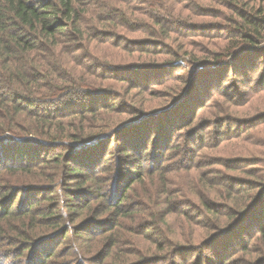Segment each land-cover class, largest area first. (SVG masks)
<instances>
[{"label": "trees", "instance_id": "trees-1", "mask_svg": "<svg viewBox=\"0 0 264 264\" xmlns=\"http://www.w3.org/2000/svg\"><path fill=\"white\" fill-rule=\"evenodd\" d=\"M262 56L248 0H0V264H264V113L206 112Z\"/></svg>", "mask_w": 264, "mask_h": 264}, {"label": "rangeland", "instance_id": "rangeland-1", "mask_svg": "<svg viewBox=\"0 0 264 264\" xmlns=\"http://www.w3.org/2000/svg\"><path fill=\"white\" fill-rule=\"evenodd\" d=\"M249 3H250V6L253 4V3H256L258 6H262L264 8V0H248ZM215 7V6H214ZM201 21H204V22H213V23H221V24H224V20L221 19V17H217V18H212V17H201L200 18ZM199 20V21H200ZM207 34V32H206ZM139 35V33H129V36L132 38V37H137ZM191 38V41L193 42L194 46H199V50L201 53H204V48H207L208 50H215V47L208 44V43H218V42H223V38H218V39H207L203 36L199 37L198 35H194L193 37H190ZM208 40H210L211 42H208ZM102 46H106V45H102ZM101 46V47H102ZM105 50V49H104ZM207 54V53H206ZM183 60H185L184 64L185 66H187V68L189 69V73L194 75L196 73H199L200 71V66H198L199 64L197 63H192L191 60L192 58L190 57V55L188 54H184L183 56ZM264 69V56L260 57V60H259V64H258V67L256 68V71L252 73V75L254 77H257ZM238 77H241V78H246V76L244 75H240V74H234L232 72H230L227 76V82L230 84L232 82H234L236 80V78ZM170 81V80H169ZM227 83V84H228ZM168 84H170V87L167 86ZM176 82L174 81H170V83H167V84H164V85H161V84H156L155 87H154V90H156V92H154L155 94H157L158 96H163L164 94H167L169 91L172 92L173 91V88L172 85H175ZM170 88V90H169ZM241 89H247L249 88L250 89V96L248 99H250L251 101L249 103H245L243 101H240L239 100V97L237 98V100H234V101H231L230 98L228 97H225V95H223V92H230L229 89H225V88H222V91L219 93V95H216L215 98L213 99V106H209L208 109H207V113L208 111L210 112L211 109H213L214 106H220L223 107V113L221 112L220 113V117L222 119H224L226 116H229V115H232V116H236V119H233V118H229L227 120V122L225 123L224 125V128H223V131H224V136L226 135H230L232 133H235V126H236V121L237 120V117H242L244 120H248V119H251L254 118V116H258L257 114H262L264 113V89L262 90L260 87H253V88H250V85L248 83H246V86L245 87H240ZM254 90V91H253ZM132 92H135L132 91ZM244 97V96H243ZM165 97H162L160 99L163 100ZM242 98V97H240ZM147 100L149 101V99L147 98ZM149 105H154V108H156L158 106L159 103L158 102V98H155L154 100H151ZM157 103V104H156ZM240 105H244V106H240ZM199 111V110H198ZM202 111H200L201 113ZM205 112V114H206ZM209 114V113H208ZM207 115V114H206ZM210 115V114H209ZM262 124H264L263 121H261ZM260 124V123H259ZM228 126V129L227 127ZM231 129V130H230ZM234 129V130H233ZM226 130H228V132L226 133ZM251 138H255V136H259V139L260 141L261 140H264V126H259L257 129H254V131L251 133ZM237 145V144H236ZM225 146L228 148L226 149L225 151L226 152H218V155H225L227 157H231V156H234V155H241L243 157H245V159L247 160L246 164L247 165H255L256 163L254 162H251L249 161V159L247 158V153L246 152H243V153H239L238 154H232L231 151H232V142H227L225 143ZM112 148V147H111ZM252 149H258V147H252ZM207 151H209V155L214 157V156H217L216 152L215 151H212L210 149H208ZM246 151V150H245ZM256 154L255 155H251L250 157L253 159V160H258L259 159V155L261 156V154H259L260 152L259 151H256L255 152ZM256 166H259V165H256ZM261 166V169L263 168V165H260ZM172 218H170L171 220ZM5 260H2L1 259V262L3 263ZM12 261V259L9 257L7 260H6V264H10Z\"/></svg>", "mask_w": 264, "mask_h": 264}]
</instances>
